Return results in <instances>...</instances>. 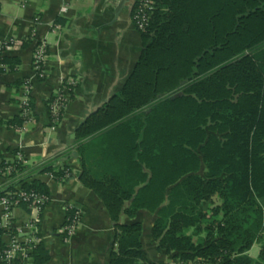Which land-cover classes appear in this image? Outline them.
Returning <instances> with one entry per match:
<instances>
[{"label": "trees", "instance_id": "trees-1", "mask_svg": "<svg viewBox=\"0 0 264 264\" xmlns=\"http://www.w3.org/2000/svg\"><path fill=\"white\" fill-rule=\"evenodd\" d=\"M140 35V56L121 91L74 133L79 181L114 224L110 264H151L142 224L121 223L141 210L157 216L151 238L159 252L264 264V246L258 260L245 256L264 239V0H163ZM24 121L9 125L21 129ZM9 164L0 157V178L10 181L0 199H14L16 185L49 197L38 176L72 178L59 161H14L5 175ZM215 197L220 204L205 213L202 205ZM18 208L29 213L27 203ZM31 257L33 264L50 259L41 243Z\"/></svg>", "mask_w": 264, "mask_h": 264}, {"label": "crops", "instance_id": "crops-1", "mask_svg": "<svg viewBox=\"0 0 264 264\" xmlns=\"http://www.w3.org/2000/svg\"><path fill=\"white\" fill-rule=\"evenodd\" d=\"M135 2L0 0V41L14 38L21 43L18 49L3 54L12 68L0 60V157L12 163L21 153L30 167L59 161L72 170V178L66 182L47 175L37 178L49 190L39 225L41 244L50 257L46 264H110L114 224L100 199L80 183L81 165L71 154L76 151V129L121 91L138 61L142 43L133 22ZM64 7L67 11L61 13ZM42 41L48 46L47 78L39 80L32 64ZM28 80L34 121L22 131L9 124L20 117ZM64 83L69 86L64 90L68 103L55 124L48 102ZM4 184L0 178V186ZM68 209L80 211L82 222L74 237L66 240L59 229ZM14 217L20 226L28 221L29 213L18 208ZM156 218L141 210L133 219L122 216L121 223L142 224L140 240L149 263L175 264V254L157 251L152 241Z\"/></svg>", "mask_w": 264, "mask_h": 264}, {"label": "built area", "instance_id": "built-area-1", "mask_svg": "<svg viewBox=\"0 0 264 264\" xmlns=\"http://www.w3.org/2000/svg\"><path fill=\"white\" fill-rule=\"evenodd\" d=\"M107 2H118L119 0H106ZM163 0H136L133 11V22L139 32H143L149 25L152 12ZM67 8L61 9L65 13ZM21 43L14 38L0 41V57L6 52L18 49ZM48 46L46 41H42L36 49L33 57V71L39 80L47 78ZM25 94L22 100L20 116L25 119L20 130L25 131L33 123V106L31 99V83L26 81L24 84ZM68 103L65 92H58L50 106V115L56 124L62 117L63 111ZM14 161L27 164L23 155L18 153ZM14 161L9 164L5 175H10L15 171ZM5 185L10 183L4 179ZM17 193L13 198L4 197L0 199V231H5L7 235H0V264H32V253L34 247L41 243L39 236V225L41 215L49 202V197L34 192H25L20 185L14 188ZM19 203H27L29 210V219L26 223L17 226L14 223L15 206ZM71 215H68V213ZM82 222V213L78 210L68 209L65 223L59 229L60 234L65 236L66 240L74 237ZM232 258L215 260L195 259L192 261H183L176 259L175 264H227Z\"/></svg>", "mask_w": 264, "mask_h": 264}, {"label": "rangeland", "instance_id": "rangeland-1", "mask_svg": "<svg viewBox=\"0 0 264 264\" xmlns=\"http://www.w3.org/2000/svg\"><path fill=\"white\" fill-rule=\"evenodd\" d=\"M218 204H220V201H219V199L217 198V197H215L214 199H213V201H212V203H210V204H207V203H205V204H203L202 205V210L205 212V213H207V214H209L210 213V211L216 206V205H218ZM189 234H191V232H189ZM205 235H206V233H202L201 234V238H204L205 237ZM195 241H197V238L195 239ZM264 246V239H263V241L261 242V243H255L253 246H252V248L245 254V256L246 257H249V258H251V259H253V260H258V257H259V255H260V252H261V249H262V247Z\"/></svg>", "mask_w": 264, "mask_h": 264}, {"label": "water", "instance_id": "water-1", "mask_svg": "<svg viewBox=\"0 0 264 264\" xmlns=\"http://www.w3.org/2000/svg\"><path fill=\"white\" fill-rule=\"evenodd\" d=\"M94 113L95 112H92L91 115L94 114ZM71 157L77 158L78 157V153L76 151L72 152Z\"/></svg>", "mask_w": 264, "mask_h": 264}, {"label": "clouds", "instance_id": "clouds-1", "mask_svg": "<svg viewBox=\"0 0 264 264\" xmlns=\"http://www.w3.org/2000/svg\"><path fill=\"white\" fill-rule=\"evenodd\" d=\"M12 7H15V5H13ZM8 9H9V6H5V13H7V11H8ZM17 14H22V12H18Z\"/></svg>", "mask_w": 264, "mask_h": 264}]
</instances>
